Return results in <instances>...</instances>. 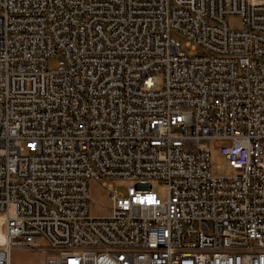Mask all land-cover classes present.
<instances>
[{
    "label": "built area",
    "instance_id": "1",
    "mask_svg": "<svg viewBox=\"0 0 264 264\" xmlns=\"http://www.w3.org/2000/svg\"><path fill=\"white\" fill-rule=\"evenodd\" d=\"M0 221V264H264V0H0Z\"/></svg>",
    "mask_w": 264,
    "mask_h": 264
},
{
    "label": "rangeland",
    "instance_id": "2",
    "mask_svg": "<svg viewBox=\"0 0 264 264\" xmlns=\"http://www.w3.org/2000/svg\"><path fill=\"white\" fill-rule=\"evenodd\" d=\"M229 28L232 30H241L243 28L242 21L237 16H231L227 18ZM176 41L180 42L183 52H187L190 55H195V53L188 51L184 46V41L172 35ZM58 67V59L52 58L47 61V68L49 71H54ZM161 78L157 79V86L160 87ZM191 146L198 147L199 144H193ZM222 146V143L215 142H205L203 147H207L210 152V171L216 176H234L237 174L226 160L220 155L218 148ZM152 185V190L157 194L161 200L166 198V188L165 186L156 181L150 182ZM110 184L120 193L125 194L126 188L133 185L131 182L126 181H111ZM90 195V215L93 217H105L110 215L111 203L108 198L105 189L101 188L100 184L92 182L89 186ZM2 239V233L0 231V241ZM38 246L42 247L41 250L26 251L20 249H14L10 253V264H44L45 259L48 254H50L51 247L49 244L43 241H38Z\"/></svg>",
    "mask_w": 264,
    "mask_h": 264
},
{
    "label": "bare ground",
    "instance_id": "3",
    "mask_svg": "<svg viewBox=\"0 0 264 264\" xmlns=\"http://www.w3.org/2000/svg\"><path fill=\"white\" fill-rule=\"evenodd\" d=\"M1 222V221H0Z\"/></svg>",
    "mask_w": 264,
    "mask_h": 264
}]
</instances>
